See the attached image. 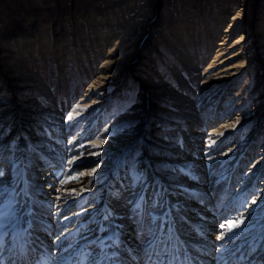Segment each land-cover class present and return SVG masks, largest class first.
I'll return each mask as SVG.
<instances>
[{
	"label": "rangeland",
	"instance_id": "374dc122",
	"mask_svg": "<svg viewBox=\"0 0 264 264\" xmlns=\"http://www.w3.org/2000/svg\"><path fill=\"white\" fill-rule=\"evenodd\" d=\"M58 129L106 182L120 159L147 181L150 158L186 183L173 160L197 129L218 175L244 154L264 169V0H0V177Z\"/></svg>",
	"mask_w": 264,
	"mask_h": 264
},
{
	"label": "bare ground",
	"instance_id": "6f19581e",
	"mask_svg": "<svg viewBox=\"0 0 264 264\" xmlns=\"http://www.w3.org/2000/svg\"><path fill=\"white\" fill-rule=\"evenodd\" d=\"M193 131L173 160L187 181L176 186L150 158L140 163L152 169L147 181H133L121 159L107 182L100 170L86 174L81 146L64 130L29 162L18 145L16 174L0 177V264H264V169L249 168L244 154L218 175L225 158L209 161L201 130ZM9 143L0 138V160L13 154ZM45 160L54 163L47 175L37 166Z\"/></svg>",
	"mask_w": 264,
	"mask_h": 264
},
{
	"label": "snow or ice",
	"instance_id": "6c2138e0",
	"mask_svg": "<svg viewBox=\"0 0 264 264\" xmlns=\"http://www.w3.org/2000/svg\"><path fill=\"white\" fill-rule=\"evenodd\" d=\"M95 172V169H93V173ZM253 203H255V201H253ZM243 223V220H238V221H230L229 222V226H228V230L231 231V229L233 227H239V224ZM221 227H224L223 225H221ZM221 238H223V236H221Z\"/></svg>",
	"mask_w": 264,
	"mask_h": 264
}]
</instances>
